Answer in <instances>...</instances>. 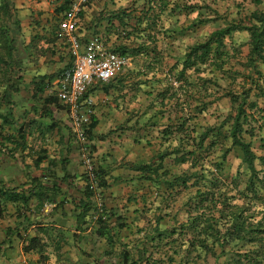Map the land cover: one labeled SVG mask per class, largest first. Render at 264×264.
Masks as SVG:
<instances>
[{"label":"trees","instance_id":"trees-1","mask_svg":"<svg viewBox=\"0 0 264 264\" xmlns=\"http://www.w3.org/2000/svg\"><path fill=\"white\" fill-rule=\"evenodd\" d=\"M62 1L63 5L58 9L60 13H64L71 4V0ZM0 2L2 10H4V18L0 20V43L2 44V39H4L3 48L6 45L5 42L9 46L12 76L15 73L13 70L19 67V61L14 56L13 44L15 38H12L10 33L14 34V27L19 30V22L14 21V15L10 9L13 6L11 0H0ZM191 9L193 12L196 9L202 11L205 10V7L197 6L195 8L191 7ZM201 14L203 13L201 12ZM100 16L96 18L97 23L100 25V23L105 22L108 28H112L109 29V32L119 31L115 27V22H117L118 28L127 25L128 15L124 11L108 16L109 18L107 16L101 18ZM247 17H249V21L246 20ZM7 19L10 24L8 28H4L2 25L7 22ZM210 20L200 19L199 22H201V25H205ZM244 20L247 22L230 23L227 27L213 32L204 42L189 47L182 63V69L176 75L180 83L183 82L179 87L180 90L176 93L174 92L175 88L172 87L173 95L170 97L166 95L170 89L160 95L162 104H170L173 109L177 108L182 111V114L175 117L178 123H171L170 117L168 120L173 125H167L163 130L162 140L167 142L169 138H174L177 145L173 148H166L148 162L133 165V171L137 175L139 184L150 187L151 191H154L155 193H153L161 198L164 205L168 206L174 200H177L180 196L177 188L190 194L187 203H185L187 220L184 224H180L178 228L176 224L173 227L162 228L164 219L158 216L155 225L150 226V229L144 228L145 231H151L149 234L144 232V237L151 239L153 250L150 251L144 248L143 254H149V257H147L149 260H151V255L155 254V251L164 256V259H153L152 262L155 264H176L177 259L175 256L179 257V255L182 256L180 259L181 264H197L205 261L209 256L214 257L217 264H264V155L258 156L252 141L246 139L247 134L253 138L264 128V115H262L264 114V74L260 69V65H264V11H253L244 17ZM11 23L15 26L12 27ZM235 31H246L250 36L248 62L246 63L247 68L250 70V75H248L250 85L248 88H246L245 83L237 88L236 83L240 79L223 71L227 60H220V56L214 58L211 53L213 46H216V49H221L224 46L226 37L231 38ZM134 33L133 31L129 35H134ZM95 35L99 36L98 34ZM138 44L140 43H135L137 47L131 49L127 45H119L113 51L127 58L150 54V50L146 45ZM232 50L233 57H238V49L232 48ZM2 56L0 53V59H2ZM207 60H211L209 68H212V73H221L225 81L229 82L230 79L227 87L220 86L211 77H200L198 81H201V83L198 87H195L197 89H191L192 84L187 73L194 68L197 72H202L201 66L207 64ZM151 65L152 63L148 64L149 70L152 67ZM227 74L229 76L226 77ZM256 74L257 78L254 77ZM169 78L168 75L167 80ZM54 79H56L55 76L42 78V84H40L42 89L40 91L46 88V82L52 83ZM121 80L116 78L113 82L120 84ZM111 84L109 86H112ZM238 84L241 83L238 82ZM212 86L223 91L222 98H228L233 109L227 120L218 126L208 127L205 132L200 134L199 138L195 137L197 138L195 139L188 132V124L191 122L192 115L186 113V110H190L192 106L187 102L190 103V96L197 95L201 105L200 114L203 115L220 100V95H216L220 92ZM103 88L107 89L109 87L105 85ZM181 93L185 94L183 95L185 97L183 101L182 95H179ZM8 98L9 96L6 95L3 99L4 102L7 101V104L9 103ZM54 99L53 101L56 103L59 102L56 97ZM259 100L263 101L262 106L259 105ZM256 115H259L260 119H256ZM91 125L88 131L90 140L92 135ZM227 126L229 129L225 131ZM189 140L193 141V148L183 153V148L187 146L185 142ZM15 141L18 145V141ZM222 141H227V143L218 146V143ZM216 148H219L222 153L219 159L214 161L210 157ZM234 150L238 152L240 164L236 172L232 173V166L229 167V156ZM172 156H175L174 164L188 167L183 168L182 172L179 173L172 172L167 167V160ZM242 168H245V170L243 171ZM229 172L232 174L229 175V180H227ZM104 174L105 172L101 168L98 169L99 188L103 192H107L109 186L107 180L103 178ZM27 175L29 174L27 173ZM52 175L54 176V174ZM28 178L30 179V187H24L21 192H19V188L6 189L0 187V195L5 196L14 205L18 201L23 202L24 207L25 205L29 206L32 198L39 197L38 205L41 209H44L46 204H54L55 210H60L65 214L64 207L67 199H62L63 194L57 181H54L56 183H53V188H49L42 184V178H49V176L36 178L29 175ZM86 179L85 182H87ZM68 180L69 175L65 172L62 181L67 182ZM80 195L81 200L79 202L73 201L74 209L77 212L76 228L80 231H44L43 229L28 235L26 234L28 231L8 229L4 244L12 243L14 238L20 241L23 240L24 252L39 255L40 262H44L46 259L49 261V257L45 254L46 250L50 248L48 245L54 246V252L61 256L64 244L70 242L69 240H73L74 246L73 244L72 246L78 251L80 238L87 232L83 231L82 227L84 226L86 230L95 231L96 237L104 239L113 248L115 246L114 233L130 230L124 214L118 217L116 223V221H113V217L116 215L113 213L114 210H108L104 205L103 214L93 230L91 229V219L96 215V205L92 191L87 184H85L84 191L80 192ZM133 200L137 202L136 197H133ZM2 206L3 204L0 203V213H2ZM138 231H142V229H138ZM163 247H168V249L165 248L164 253L159 250ZM120 256L123 264H140L139 261L135 260L134 251L127 244H123V251ZM223 258V263H219Z\"/></svg>","mask_w":264,"mask_h":264},{"label":"rangeland","instance_id":"rangeland-1","mask_svg":"<svg viewBox=\"0 0 264 264\" xmlns=\"http://www.w3.org/2000/svg\"><path fill=\"white\" fill-rule=\"evenodd\" d=\"M73 1L74 0H71V4ZM88 1L89 4H85L83 6L82 12L79 14V25L81 28L85 27V24L82 23L83 19L85 18L84 9L86 7H91L92 3L94 2V0ZM127 1V5H125L123 9H116L117 4H113L114 9H104L100 17L103 18V16H107V18H109L108 16H112L115 13H121L122 11L126 12L128 15L126 19L127 25L117 28V30H119L117 32H111L112 37L114 39H117L118 41H121V45H127L129 49L137 47L135 43H140L146 45V47L150 50L149 55H138L135 56V58L129 60L126 67L128 69L127 73L129 74H125V76H122L123 79L120 83V85H125V89H122V91H114V95L112 96L118 103V109L121 111L122 115H125L127 117V119H125V124H123L124 127L119 129L121 131L130 133L129 137L131 140L125 144L131 145L132 148L130 151H132L135 156L138 155L140 163H143L148 162L152 157H156L166 148H173L177 145V142L176 140H174V138H169L167 142L162 140L163 130L167 125H173L170 124V120L171 123H178V120H176L175 117L176 115L182 114V111L181 109L177 108L173 109V106H171L170 104H162V97H160V95L166 92V90L170 89L169 92L166 93V95L170 97L171 95H173L172 87L175 88L174 92L176 93H178V91L180 90L179 87L183 82L180 83L176 75L182 69V63L187 55L189 47L204 42L213 32L227 27L230 23H239L243 21L247 22L246 20L249 21V17H247L246 20H244V17H246L253 11H264V0ZM11 2L13 3V7L10 9L12 11V14L14 15V21L17 20L19 21V23H22V21L20 20V14L17 12L18 10L16 11L15 8L16 6H19L22 0H16V2L14 0H11ZM197 6H203L205 7V10L201 11L200 9H196V11L193 12L191 7L195 8ZM58 9H56L54 13H52V18H48L49 21L47 24L48 26L46 25L47 28L41 27L40 22L35 21L34 15L31 18L33 19V25L30 26V28H27V36L31 40V53H33L30 57H27V63L31 65L30 67L38 63L44 65L45 62H47L48 66H54V59L53 65H50L52 60L46 57L48 51L52 50V47H58L59 52H63L65 56L63 55L61 57V62L58 61V64H60V68L57 70L56 74H58L61 70L63 71V64L65 63V60H68L67 58L69 57L67 56H70L69 45L67 44V41L65 39H62L58 35L63 23L67 20L70 7L64 13L58 12ZM201 12L203 14H201ZM3 13L4 10H2L0 2V20H3L4 18ZM35 13L36 12H32V14ZM28 18L29 16L26 17V21H29L30 18ZM200 19L211 20L207 24L201 25V22H199ZM115 23L117 24V22ZM9 24V20L7 19V22H5L2 26H4V28H8ZM23 24H26V22H24ZM11 26L14 27L15 24L11 23ZM90 26L91 24L89 25V27ZM22 28L23 25H21L19 29L22 30ZM13 30H15L14 34L12 32L10 33L12 38H15V41L18 38L20 40H17L16 46H22V39L21 37H19L20 32L16 30V27H14ZM133 31L135 32L134 35H129ZM99 36L102 37L101 35ZM24 37L25 35H23L22 38ZM128 37H130V39H128ZM249 40L250 36L246 31H235L231 38L226 37L224 46L221 49H216V46H213V50L211 52L214 58L220 56V60H227V64L225 65L223 71L231 73L232 76L236 78L238 77L237 79H240L236 83L237 88H240L241 85L243 86L244 83L246 88H248L250 85V80L248 81L250 70L246 66V63L248 62L247 56L249 54L250 47ZM3 42L4 39H2V44L0 43V53L1 55H3L2 59H0V84H4L7 82L9 77L7 70L10 71L12 68L11 52L8 48L9 46H7V43L5 42L6 45L3 48ZM104 42L107 45L108 42ZM108 47L111 48L112 51L115 49H113V47L109 45ZM232 48L238 49V57H233L234 54ZM4 50L6 51L5 53ZM18 53L19 52L17 51L14 54L17 61L22 58V56L18 55ZM151 58L152 60H150ZM210 62L211 60H207V64L201 66L202 72H197L194 68L187 73V76L190 77V82L192 84L191 89H197L195 87H198V85L201 83V81H198L200 77H211L213 78V80L217 81L220 86H228L230 79L229 82L227 80L226 82L225 80H223V76L221 73H212V68H209ZM149 63H152V67H150V70L148 67ZM41 68L44 69L43 66ZM260 69L264 74V65H260ZM168 75L170 76L169 80H167ZM16 76L12 81H18V76ZM225 76L227 77L229 76V74ZM254 77L257 78V74L254 75ZM41 79L42 76H35L32 79V81L34 80L33 83L35 84V91L37 92L36 94L43 95L45 94L44 91L48 89L46 93L50 100L53 101L55 97L57 98V91L55 90V86H53L50 82H46L48 85L46 84V88L40 91V89H42V85H40L42 84ZM32 81H28L27 83L32 84ZM238 82H240L241 84H238ZM170 84L171 86H169ZM212 87L216 91L220 92V94H216L220 95V100H218L213 106H211L210 109L203 115L200 114L201 105L197 95L193 94L192 96H190V103L187 102V104H191L192 106L190 110L187 106L188 110H186V113L192 115L190 120L191 122H189L188 124V132L190 135H192L193 138H199L200 134L202 132H205L208 127L220 125L231 115L233 108L230 100L225 97L222 98V90L217 89L214 86ZM126 90L128 91L127 93ZM124 91L125 93H123ZM179 95H182L183 97V95L185 94L181 93ZM184 99L185 97L182 98V101ZM42 101L43 100H40L39 102ZM262 103L263 101L259 100L260 106H262ZM170 117L171 119L168 120ZM259 117V115H256V119H260ZM172 120L175 121L173 122ZM4 127L5 126L2 125L0 126V128L2 129V131L0 130V137H2L1 133L5 130ZM228 129V126L225 127V131H227ZM246 139L248 141H252L254 150L258 156L264 155V128L259 131V133L253 138L247 134ZM185 143L187 146L183 148V153L190 151L193 148L192 140H189ZM226 143L227 141L219 142L218 146ZM221 153L222 151L219 148H216L210 159L214 161L218 160ZM7 157H9L10 162H13L14 159H17L13 158V156H10V154L8 153L6 154V158ZM174 159L175 156H172L167 160V167L171 169L172 172L179 173L182 172L183 168L188 167L177 166L173 163ZM239 164L240 158L238 152L234 150L229 156V167L232 166V173L236 172ZM1 167L2 166L0 165V169ZM242 169L243 171L245 170V168ZM14 172L15 171H12L11 173L14 174ZM232 173L229 172V174H227V180H229V175ZM139 183L140 182L137 178V175L135 174V177L131 179L126 185L117 186V184H115L114 191H116L117 193L116 196H119V198L123 197L125 203L127 202L125 204L126 207H122L124 211L121 213L124 214L130 230L114 233L115 246L113 248H111L107 241H105L104 239L96 237L94 233L95 231H87L86 233H84V235L81 236L79 244L77 243L79 245L78 251L73 247V240H69L70 242L64 244V249L61 252V256L60 254L54 252V246L48 245V247L50 248L46 250L45 253L46 256L49 257L48 260H53L55 264H123L120 256L121 252L123 251V244H127L130 248H132V251H134L136 257L135 260L139 261L140 264H155L154 262H152L153 259L163 258V254L156 251L155 254L151 255V260L147 258L149 257V254H143L144 248L150 251L153 250L151 239H146L144 237V232H147V234H149L151 231H145L144 228H149L150 226L152 227L153 225H155L157 223L158 216H161L164 219L162 228L173 227L175 224L178 228L180 224H184L187 220V207L185 203H187L186 201H188L187 199H189L190 194L184 193L181 191V189L177 188V192L180 196L176 201L174 200V202L167 206L166 204H163L160 197H157L154 194V191H151L150 187L141 186V184ZM85 184H87V182ZM98 192L97 193L99 195H104L102 200L105 203V201L107 200V196L106 194H104L105 192H103L101 188H99ZM92 195L96 205V195L93 192ZM117 197H115L114 200H116ZM133 197H136L137 202H134ZM109 198L110 196H108V199ZM97 212L98 211L96 209V213ZM99 219L95 220L92 217L91 229H95L96 223ZM138 229H142V231H138ZM165 248L168 249V247ZM165 248L163 247L159 250L164 253ZM111 249H113V251H111ZM183 249L185 250L186 248ZM108 253L111 254L109 255ZM181 257L182 256L180 255L179 257L175 256V258L177 259L176 264H181ZM49 261H47L46 259L44 260V262H40L39 260V264L48 263ZM223 261L224 258L221 259L219 263H223ZM197 264L217 263L214 257L209 256L205 261L198 262Z\"/></svg>","mask_w":264,"mask_h":264},{"label":"crops","instance_id":"crops-1","mask_svg":"<svg viewBox=\"0 0 264 264\" xmlns=\"http://www.w3.org/2000/svg\"><path fill=\"white\" fill-rule=\"evenodd\" d=\"M14 1L16 2V0ZM127 2V0H94L91 7L84 9L85 18L82 23L85 24V27L80 33L81 39L88 42L95 34H99L104 41L108 42L106 46L109 50L112 51L108 45L113 49L121 45V41L112 37L107 24L102 22L99 25L96 18L104 9H114L113 4H117L116 9H123ZM62 5V0H22L19 6L15 7L22 21L18 24L19 28L21 25L23 28L17 30L20 32L22 46H16L17 40L20 41L19 38L13 46L15 53L18 51V55H21L22 58L19 60L18 69L14 68L15 70H13L15 71L14 75L11 76L12 68L10 71L7 70L8 80L6 83L0 84V126H5V130L3 128L4 131L1 133L2 137H0V149H2L0 151V165L2 166L0 187L19 188V192H21L24 187H30L29 175L36 178L49 176V178H42V184L45 187L53 188V183H56L54 181L58 182L63 194L62 199H67L64 207L65 214L60 210H55L54 204H46L45 208L41 209L38 205L39 197L32 198L29 206L25 205L24 207L23 202L18 201L14 205L5 196L0 195V203L3 204L2 213H0V264L40 263L39 255L24 252L23 240L14 238L12 243L4 244L8 229L28 231L26 232L28 235L43 229L44 231H80L76 228L77 212L74 209L73 201L81 200L80 192L84 191L87 177L73 140L67 108L60 101L58 103L51 101L46 93L48 89L44 91L45 94L37 95L34 80L32 81L35 76H42V78L55 76L56 79L53 80L52 85L56 90L64 68H67L71 62V56H67L68 60H65L64 64L62 63L63 71L61 70L58 74H56L60 68L58 63L62 61L61 57L64 55L63 52H59L58 47H52L46 57L52 60L50 65H53L54 59V66H48L45 62L44 65L38 63L30 67L31 65L27 63V57L33 54L30 47L31 40L27 36V28L33 25L31 18L34 15L35 21L40 22L41 27L47 28L48 18H52V13ZM32 12L36 13L32 14ZM28 16L31 20L28 18L29 21H26ZM24 22L26 24H23ZM115 27L118 28V24ZM23 35H25L24 38H22ZM132 58L135 56L128 60ZM42 66L44 69L41 68ZM127 72L128 69L125 68L117 78L123 79L122 76L129 74ZM16 75L18 81H12ZM114 80L110 82L112 86H108L107 89L103 87L110 83L97 84L91 89V94L96 102V114L91 125V143L98 169L101 168L105 172L103 178L107 180L109 186L107 192L104 191L107 196L105 205L108 210H114L113 213L116 215L113 217V221L117 223L118 217L124 211L122 207H126L127 202L125 203L123 197L116 196L115 184L123 186L133 179L136 174L133 171V165L140 163V160L138 155L135 156L130 151L131 145L125 144L131 140L130 133L119 130L124 127L123 124L127 117L122 115L118 109V103L112 96L114 91L125 89V85L113 82ZM28 81H32V84L27 83ZM6 95L9 96L8 104L7 101H3ZM40 100L43 101L39 102ZM0 130L2 131L1 128ZM15 140L18 141V145ZM7 153L17 159L10 162L9 157L6 158ZM12 171H15L14 174L11 173ZM65 172L69 175L67 182L62 181ZM108 196H110L109 199ZM115 197H117L116 200H114ZM82 229L91 231L90 229L86 230L84 226ZM49 262L55 264L53 260Z\"/></svg>","mask_w":264,"mask_h":264},{"label":"built area","instance_id":"built-area-1","mask_svg":"<svg viewBox=\"0 0 264 264\" xmlns=\"http://www.w3.org/2000/svg\"><path fill=\"white\" fill-rule=\"evenodd\" d=\"M87 2L88 0H74L67 20L60 29L59 37L69 45L71 62L59 78L56 91L57 98L67 108L73 140L85 168L87 186L96 195L98 212L94 219L97 220L103 214L104 202L103 196L98 194V166L88 136L96 114V102L91 89L97 84H108L116 79L127 67L129 60L109 50L100 36H95L88 42L81 39L79 14Z\"/></svg>","mask_w":264,"mask_h":264}]
</instances>
